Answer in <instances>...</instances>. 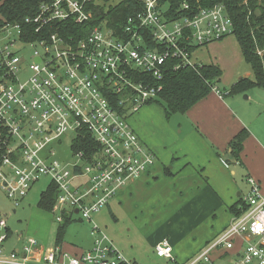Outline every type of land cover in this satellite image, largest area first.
<instances>
[{
    "label": "built area",
    "instance_id": "2783aa9c",
    "mask_svg": "<svg viewBox=\"0 0 264 264\" xmlns=\"http://www.w3.org/2000/svg\"><path fill=\"white\" fill-rule=\"evenodd\" d=\"M200 1L140 0L143 11L120 33L103 21L79 40L57 32L29 41L20 25L0 17V190L16 208L48 177L59 192L51 213L55 220L62 224L79 215L93 222V215L155 166V155L129 119L158 98L170 61L178 62L174 70L193 66L196 49L234 33L223 6L204 8ZM91 5L100 6V0H48L40 15L26 22L36 24L37 32L54 22L85 26L94 20ZM68 135L71 155L63 161L57 153ZM81 135L91 137L96 150L77 151ZM247 183L241 214L199 254L179 263L164 239L155 255L166 264H264V192L254 178ZM0 229L6 232L0 238V264H139L98 227L93 248L75 255L56 243L44 249L25 237L16 238L18 246L7 251L5 219Z\"/></svg>",
    "mask_w": 264,
    "mask_h": 264
},
{
    "label": "crops",
    "instance_id": "0c3cea01",
    "mask_svg": "<svg viewBox=\"0 0 264 264\" xmlns=\"http://www.w3.org/2000/svg\"><path fill=\"white\" fill-rule=\"evenodd\" d=\"M100 4H104V0H100ZM194 53L192 61L197 64L199 59ZM259 90L262 91L255 89ZM252 93H247L246 100H251ZM235 97L222 98L214 91L210 93L183 114V121L175 128L179 129V138L173 135L171 130L174 128L169 125L171 120L163 113L169 133L167 142L155 139L154 126L140 124L139 118L132 123L137 114L129 119L132 129L155 155L156 163L144 177L129 184L112 202L116 201L119 207L123 201H127L126 204L136 202L150 212L159 210L165 214L168 209H173L192 217L201 216L205 211L211 219H215L207 224L219 226L210 237L201 238V246L188 254L172 246L177 261L180 258L187 262L199 254L230 225L235 217L232 209L238 207L242 197L250 190L247 178L257 180L264 192V125L252 123L246 116L243 119L235 112L239 106V99ZM244 129L249 131V137L244 142L238 161L230 156V143ZM243 181L245 192L241 191L245 186ZM219 213L220 217H226L225 225L218 222ZM11 236L12 231L9 238Z\"/></svg>",
    "mask_w": 264,
    "mask_h": 264
},
{
    "label": "rangeland",
    "instance_id": "374dc122",
    "mask_svg": "<svg viewBox=\"0 0 264 264\" xmlns=\"http://www.w3.org/2000/svg\"><path fill=\"white\" fill-rule=\"evenodd\" d=\"M105 1L114 6L123 0ZM1 2L2 0H0V6ZM14 34L16 33L11 32V35ZM195 51L194 54L199 59L197 65H215L222 71V81L216 87L222 92L231 89L240 79L253 78L252 68L245 61L234 34L229 35L222 41L210 44L208 47L198 48ZM259 54L262 57L264 56V52ZM252 92L253 95L250 101L246 100L248 94L236 95L235 98L239 99V102H237L239 106L234 111L239 113L242 118L246 116L252 123L264 125L262 96L264 90H253ZM254 94L256 95L254 96ZM260 103L261 105H259ZM163 113L160 104L145 105L137 113L132 123L137 122L139 118L141 120L140 124L154 126L155 139L159 142L165 140L167 142L169 133L166 129V121L162 118ZM182 116L174 115L170 118L171 123H169L174 128V130H171L173 135L178 136V138L179 129L175 128L178 123L183 121ZM182 127H185L184 124ZM71 141V135L64 138L63 146L57 153L58 159L63 161L69 159ZM50 185V179L43 177L32 187V190L17 208L0 190V213L2 219L6 220L7 228L13 233V236L8 237L5 245L7 251H12L18 246L16 241L18 237L35 238L44 249H49L55 245L57 231L61 224L55 220L53 214L43 211L39 206L42 194L48 190ZM241 191H246V185L243 186ZM126 202L123 201L121 207L116 201L112 202L110 208L107 206L99 214L92 216L93 222L82 220L81 216L74 215L72 221L65 224L66 234L62 240L63 252L75 255L82 251L91 250L93 248V238L96 236V234L92 235V232L94 228L98 227L103 234L107 235L116 248L131 261L139 264H166V261L159 259L154 252V245L160 240L168 239L173 247H178L180 252L185 251L188 254L201 246V238L210 237L219 227L218 225L207 224L215 219H211L205 211L198 217H192L184 211L173 209H168L163 214L159 210L150 212L143 209L142 205L136 202L129 204H126ZM217 217H219L218 222L225 225L226 217H220V213ZM5 236V230L0 229V238ZM178 262L185 263L180 258Z\"/></svg>",
    "mask_w": 264,
    "mask_h": 264
},
{
    "label": "trees",
    "instance_id": "16d2710c",
    "mask_svg": "<svg viewBox=\"0 0 264 264\" xmlns=\"http://www.w3.org/2000/svg\"><path fill=\"white\" fill-rule=\"evenodd\" d=\"M47 1L2 0L0 6L1 20L6 24L20 25L23 32H27V36L24 32V38L29 41L47 38L57 32L67 40L71 37H76L75 39L79 40L85 38L93 27L103 21H106L108 26L118 34L120 28L124 27L129 18L135 17L143 11L140 0H123L116 6H111L108 4L109 2L104 0L103 5H91L94 9V20L88 25L78 26L73 22H54L37 32L38 26L34 23L27 24L26 21L34 20L39 16L42 5ZM180 3L181 1L178 2L177 9L180 7ZM200 5L204 8H213L219 5L225 8L234 24L233 34L242 55L253 71V78L240 79L231 89L223 92L225 97L247 94L255 89L264 90V56L259 54L264 52V0H201ZM177 63L176 60L169 62L170 68L165 73L164 79L158 83L162 86L158 98L147 104H160L167 119L176 114H186L194 105L212 93L223 77L222 71L215 65L195 64L193 66H181L177 70L172 69ZM248 137L249 131L244 129L232 140L230 143V156L232 158L239 161L244 142ZM75 146L77 151H85L87 148L96 150L97 145L91 137L81 135ZM58 195L56 185L51 183L48 190L41 196L40 208L52 213ZM240 205H243L242 199L238 207L232 209L235 216L241 214ZM70 221L66 219L59 226L56 236V244L59 246H62V240L66 234L65 224ZM10 232L11 230L8 229V234Z\"/></svg>",
    "mask_w": 264,
    "mask_h": 264
},
{
    "label": "water",
    "instance_id": "95a60500",
    "mask_svg": "<svg viewBox=\"0 0 264 264\" xmlns=\"http://www.w3.org/2000/svg\"><path fill=\"white\" fill-rule=\"evenodd\" d=\"M247 78H248V77H247ZM231 108L233 109V108H234V106L232 105V106H231Z\"/></svg>",
    "mask_w": 264,
    "mask_h": 264
}]
</instances>
